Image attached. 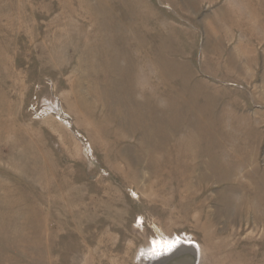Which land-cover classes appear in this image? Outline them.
<instances>
[{
	"label": "rangeland",
	"instance_id": "374dc122",
	"mask_svg": "<svg viewBox=\"0 0 264 264\" xmlns=\"http://www.w3.org/2000/svg\"><path fill=\"white\" fill-rule=\"evenodd\" d=\"M178 240L264 264V0H0V264Z\"/></svg>",
	"mask_w": 264,
	"mask_h": 264
},
{
	"label": "water",
	"instance_id": "95a60500",
	"mask_svg": "<svg viewBox=\"0 0 264 264\" xmlns=\"http://www.w3.org/2000/svg\"><path fill=\"white\" fill-rule=\"evenodd\" d=\"M198 248L192 241L178 240L165 254L150 257L147 261L157 264H196Z\"/></svg>",
	"mask_w": 264,
	"mask_h": 264
},
{
	"label": "bare ground",
	"instance_id": "6f19581e",
	"mask_svg": "<svg viewBox=\"0 0 264 264\" xmlns=\"http://www.w3.org/2000/svg\"><path fill=\"white\" fill-rule=\"evenodd\" d=\"M157 246V244H155Z\"/></svg>",
	"mask_w": 264,
	"mask_h": 264
}]
</instances>
